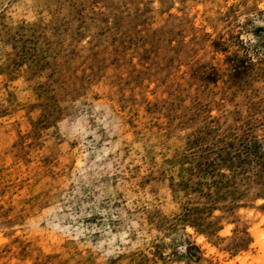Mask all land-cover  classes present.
Segmentation results:
<instances>
[{"label":"rangeland","instance_id":"374dc122","mask_svg":"<svg viewBox=\"0 0 264 264\" xmlns=\"http://www.w3.org/2000/svg\"><path fill=\"white\" fill-rule=\"evenodd\" d=\"M0 264H264V0H0Z\"/></svg>","mask_w":264,"mask_h":264}]
</instances>
